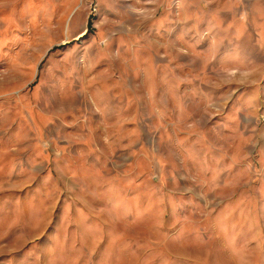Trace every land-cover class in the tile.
<instances>
[{"label":"rangeland","instance_id":"obj_1","mask_svg":"<svg viewBox=\"0 0 264 264\" xmlns=\"http://www.w3.org/2000/svg\"><path fill=\"white\" fill-rule=\"evenodd\" d=\"M189 4L0 0V264H264V0Z\"/></svg>","mask_w":264,"mask_h":264},{"label":"crops","instance_id":"obj_2","mask_svg":"<svg viewBox=\"0 0 264 264\" xmlns=\"http://www.w3.org/2000/svg\"><path fill=\"white\" fill-rule=\"evenodd\" d=\"M222 1H224V4L226 3V0H222ZM177 3L184 5L183 7L190 5L189 0H162V8H163V15L162 16L168 17V15L172 14L171 9H173V6H175ZM214 11H217V10L214 9Z\"/></svg>","mask_w":264,"mask_h":264}]
</instances>
